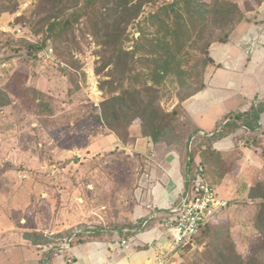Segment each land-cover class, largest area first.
<instances>
[{
  "label": "rangeland",
  "instance_id": "rangeland-1",
  "mask_svg": "<svg viewBox=\"0 0 264 264\" xmlns=\"http://www.w3.org/2000/svg\"><path fill=\"white\" fill-rule=\"evenodd\" d=\"M32 2L20 1L16 15L5 13L0 18V88L12 99L9 106L0 110V247L16 246L26 231L35 229L63 234L78 231L85 225L106 227L100 239L91 236L86 243L66 244L56 253L43 251L45 264H78L94 249L96 242L111 246L119 238V229L111 228L113 224L137 225L141 220L138 216L146 214L149 190L154 183L148 175L153 168L162 183L166 175L157 163L152 167L149 160L157 158L159 162L166 153L156 144L147 145L138 121L131 128L138 136L137 141L134 145H124L97 119L100 104L108 97L100 88L101 81L107 77L105 72L97 73L100 65L97 51L101 47L92 37L89 36V43L80 36L76 40L80 47L73 55L81 67L70 69L79 85L74 90L70 76L63 74L52 52L37 53L27 46L26 43L38 38L15 20L30 10ZM240 3L251 18L264 8H258L253 0H240ZM262 42L264 21L261 17L239 26L231 45L242 46L228 58L215 56L217 51H214L222 66L210 80L209 88L194 95V102L188 99L184 103L188 109L192 107L197 120L208 111L217 112L216 105L224 107L226 112L240 104L244 109L250 104L245 101L264 100ZM224 47L225 53L230 46ZM31 86L37 91L36 102L27 100L24 94V89ZM168 87L174 91L173 85ZM162 103L172 109L178 100L173 96L171 100L163 99ZM213 106L215 109L211 110ZM214 112L205 115L204 121L199 119L200 124L210 126ZM37 126L48 141L44 148L33 141L39 133ZM254 135L247 132L242 138H228L218 145L229 148L227 156L221 159L228 177L238 176L241 170L243 181L247 179L250 183V178L251 186L264 178V134L256 140ZM211 174H205L209 182ZM239 185L238 180L230 177L225 188L214 187L219 195L230 200L239 193ZM251 190L252 187L248 189V198L244 196L215 220L216 224L233 226V238L242 254L248 253L256 233L252 221L256 207L249 198ZM143 205L144 211L138 212ZM197 248L202 249L193 242L177 251L170 264L194 258Z\"/></svg>",
  "mask_w": 264,
  "mask_h": 264
},
{
  "label": "trees",
  "instance_id": "trees-1",
  "mask_svg": "<svg viewBox=\"0 0 264 264\" xmlns=\"http://www.w3.org/2000/svg\"><path fill=\"white\" fill-rule=\"evenodd\" d=\"M253 1L258 8L264 6V0ZM32 3L30 10L15 20L38 38L26 43L27 46L37 53L52 52L63 74L70 76L74 90L79 85L70 69L81 67L73 55L80 47L76 40L80 36L88 42L89 36L92 37L101 47L97 51L100 56L97 73L105 72L107 77L100 88L108 97L101 102L97 119L124 145L137 141L138 136L131 128L138 121L146 143L162 147L166 154L178 152L188 185L195 177L199 156L206 173H214L209 176L210 184L218 182V171L225 174L222 154L214 148L217 142L236 140L247 132L255 133V140L264 134L262 99L245 101L250 104L244 109L240 104L224 112L210 131L192 118L184 104L205 91L222 66L213 55L214 49L231 45L244 22L261 17L264 21V8L251 18L240 0H33ZM19 9L20 1L0 0V18L5 13L16 15ZM169 85L174 86L175 92ZM24 90L26 99L36 102L34 86ZM173 96L178 103L168 109L162 100H171ZM11 102L9 93L0 88V110ZM37 128L39 133L33 141L44 148L48 141L41 128ZM259 129L263 131L257 133ZM251 187L249 198L256 207L252 217L256 233L248 253L238 251L230 223L214 221L204 225L194 238L202 249H195L194 258L180 264H264V178ZM161 214L158 220H163L167 211ZM142 222L143 219L137 225L129 223V227L113 224L111 228L119 229V238L131 237L141 229ZM105 228L85 225L63 234L35 229L26 231L23 237L38 249L48 248L46 251L56 253L66 244L76 246L86 243L91 236L102 237Z\"/></svg>",
  "mask_w": 264,
  "mask_h": 264
},
{
  "label": "crops",
  "instance_id": "crops-1",
  "mask_svg": "<svg viewBox=\"0 0 264 264\" xmlns=\"http://www.w3.org/2000/svg\"><path fill=\"white\" fill-rule=\"evenodd\" d=\"M225 46H230L229 50L226 52L228 54H233V50H237L239 46H242V44L241 45L237 44L235 46L234 45L233 46L225 45ZM224 48H225L224 46L216 47L214 49V51H217L215 56L219 55V57L224 58L225 57L223 52ZM238 69L241 68L239 67ZM190 100H193L194 102V97L190 98ZM189 106L190 107L193 106L192 102L189 104ZM214 106L211 108V110L215 109ZM216 107L218 109L217 112L216 111L214 112L212 110V111H208L207 113L201 114L199 116V119L201 121H204L205 115H207L209 112H214L213 114L214 116H212V119L210 120V126L208 127H205L200 124L199 119L198 120L196 119L197 116L196 117L194 116V111L192 110V107L191 109L188 108L187 109L190 112L192 118L195 119L203 127V129H205V131H210L214 128L216 120L225 112L223 110L224 107H221L220 105H216ZM222 143H225V140L217 142L214 148L216 151L222 154V158H223L224 156L225 157L227 156L226 153L228 152L229 148L227 149V148L218 147V145ZM147 145L152 146L149 143H147ZM149 161L150 163H152V167H154L153 165L157 163L159 168L166 175H165V182L162 183V181L158 180V176L154 173V170L152 168V171L148 176H150V179H153L152 182L154 183L149 190V200L146 203L147 205L148 204L153 205L161 212L167 211L168 207L173 203V201L176 200V197L178 196V192H179V187L182 184V178L185 177L181 168V157L176 150H173L167 153L166 156L161 158L159 162H157V158ZM216 176L218 178L217 179L218 182L216 181L213 182V186H216L218 188L219 187L225 188V186H228L230 177L234 178L236 181L237 180L239 181L240 183V185L238 186L239 193H237V195L233 199H230L232 203L235 204L239 200H242L241 198H245L244 196L248 195V189H250L252 181L250 178H249L250 183H247V179L243 181L244 173L241 170L240 173H238V176L230 175V177H228L227 173L223 175L222 173H220V171H218V174H216ZM220 196L223 197V195ZM144 205L141 206L137 211L138 212L144 211V209H142ZM230 209H232V207ZM146 211H147L146 214H148L149 210L147 209ZM131 231H133V229ZM161 232L162 231L159 230L158 233L157 230H154L152 228H148L146 230H142L141 228L137 230V232H135L134 235H138L139 239H147L149 241V245L144 246L142 250H137V249L122 250L117 245L110 246L108 243L96 242L94 249L91 250L89 252V255H87V257H85L84 259H82V261H78V264H86L84 263L83 260H87L89 263L93 262L92 264H94V262L96 264H99L100 262L102 263V261L105 260H108V262H111L112 264H149L157 257L158 246H160V248L162 249L169 248L170 246V242H171L170 235L168 233H161ZM113 243L115 242L113 241ZM46 249L44 248L38 249L34 245L30 244L26 239L22 238V241L16 246H11L9 248L7 246L0 247V264H45L46 262L43 260L44 257L43 251H46ZM109 251L110 252L112 251V253L110 254ZM81 258H83V254Z\"/></svg>",
  "mask_w": 264,
  "mask_h": 264
},
{
  "label": "built area",
  "instance_id": "built-area-1",
  "mask_svg": "<svg viewBox=\"0 0 264 264\" xmlns=\"http://www.w3.org/2000/svg\"><path fill=\"white\" fill-rule=\"evenodd\" d=\"M17 1L27 4L33 0ZM224 55L227 58L229 57L227 52ZM189 149L191 151L192 145H190ZM188 160L190 161L191 157ZM205 174V166L199 156L195 177L192 181L190 180L191 183L189 185L186 177L182 178L178 196L168 207L166 217L163 220H158L162 216L161 211L151 204L147 205L148 214L138 216L143 219L142 230L152 228L157 230L158 233L161 230V233H168L171 237L169 248L162 249L158 246V255L149 264H170L174 253L181 248L193 245L194 238L200 229L204 225L217 220L221 214L223 215L234 204L218 194L215 187L207 180ZM154 220H157L155 224L150 225V221ZM126 231L128 230L126 229ZM117 240L112 243V246L117 245L122 250H142L144 246L149 245L147 239H139L138 235L125 236ZM103 263L112 264L108 260L103 261Z\"/></svg>",
  "mask_w": 264,
  "mask_h": 264
}]
</instances>
